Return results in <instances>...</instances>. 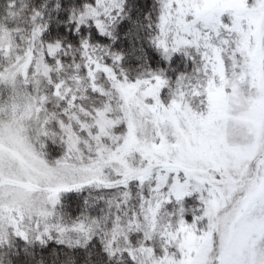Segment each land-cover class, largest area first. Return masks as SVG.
Wrapping results in <instances>:
<instances>
[{
    "label": "snow or ice",
    "instance_id": "obj_1",
    "mask_svg": "<svg viewBox=\"0 0 264 264\" xmlns=\"http://www.w3.org/2000/svg\"><path fill=\"white\" fill-rule=\"evenodd\" d=\"M0 264H264V0H0Z\"/></svg>",
    "mask_w": 264,
    "mask_h": 264
}]
</instances>
